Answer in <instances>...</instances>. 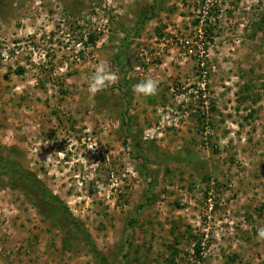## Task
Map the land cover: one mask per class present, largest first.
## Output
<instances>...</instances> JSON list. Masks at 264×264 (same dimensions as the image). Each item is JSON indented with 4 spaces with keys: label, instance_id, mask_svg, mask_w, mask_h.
I'll return each mask as SVG.
<instances>
[{
    "label": "rangeland",
    "instance_id": "374dc122",
    "mask_svg": "<svg viewBox=\"0 0 264 264\" xmlns=\"http://www.w3.org/2000/svg\"><path fill=\"white\" fill-rule=\"evenodd\" d=\"M261 227L264 0H0V264H264Z\"/></svg>",
    "mask_w": 264,
    "mask_h": 264
},
{
    "label": "clouds",
    "instance_id": "9594fccd",
    "mask_svg": "<svg viewBox=\"0 0 264 264\" xmlns=\"http://www.w3.org/2000/svg\"><path fill=\"white\" fill-rule=\"evenodd\" d=\"M118 79L117 73L110 71L107 67V62L102 60L91 76L88 90L92 94L98 93L106 86L116 83ZM159 84L160 81L157 78L149 76L134 84L133 91L144 96H154L158 92ZM95 149L96 148L90 146V150ZM257 234L258 239L264 240V227L259 228Z\"/></svg>",
    "mask_w": 264,
    "mask_h": 264
},
{
    "label": "trees",
    "instance_id": "16d2710c",
    "mask_svg": "<svg viewBox=\"0 0 264 264\" xmlns=\"http://www.w3.org/2000/svg\"><path fill=\"white\" fill-rule=\"evenodd\" d=\"M207 31H209L208 30V28H203V33H205V34H207ZM210 32V31H209ZM121 44H123L122 42L120 43V45H119V47H118V51L115 53V56L116 57H118V55L121 53ZM122 86H125L126 84H127V81L126 80H123L122 81ZM4 163H5V165L7 166L8 165V173H10V174H16V175H19V177H22V178H27L28 180V182H27V187L28 188H30V187H36V191L40 194V196H44V195H47L46 194V192H44L39 186H37L36 184H38V181L36 182V181H34V179H32V177L30 178V177H28L27 176V174H26V172H24V171H22V170H20L19 168H17V167H15L14 165V163H13V161H10L9 159H7V160H4ZM34 182H36L35 184H34ZM47 196H49V195H47ZM50 197V196H49ZM55 197L52 195L51 197H50V200H52V199H54ZM63 207V206H62ZM64 209V210H63ZM63 209L61 208V209H59L60 210V213L59 214H61V216L64 218V219H66L68 222H70L72 225H74L75 227H79L78 226V223H77V221L76 220H74L72 217H71V214L67 211V209L65 208V207H63ZM80 231H81V229H79ZM84 233V232H83ZM85 235H83V241L86 243V244H91L90 243V239H89V236L87 235V233L85 232L84 233ZM89 250H90V252L92 253V254H94V255H98L97 254V251H96V249L94 248V246L93 245H90L89 246ZM195 250L197 251V247H195ZM98 259H100V261L101 262H104L103 260V258L102 257H98Z\"/></svg>",
    "mask_w": 264,
    "mask_h": 264
}]
</instances>
